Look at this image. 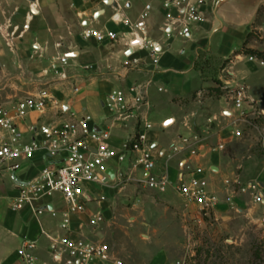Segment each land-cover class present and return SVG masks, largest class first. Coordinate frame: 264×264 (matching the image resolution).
Returning a JSON list of instances; mask_svg holds the SVG:
<instances>
[{"label":"crops","instance_id":"obj_1","mask_svg":"<svg viewBox=\"0 0 264 264\" xmlns=\"http://www.w3.org/2000/svg\"><path fill=\"white\" fill-rule=\"evenodd\" d=\"M161 2L162 0H54L50 11L58 24L50 27L51 31L56 32H51L54 35L51 40H55L51 53L58 61H63L59 68L56 67L54 74L58 78H65L55 85L50 98L53 102L49 103L46 112L42 115L32 113L20 126L29 141L35 134L30 128L40 130L43 126H58L62 123V118L71 111L89 113L101 128L111 130V145L121 149L124 142L136 133L138 124L135 119L122 122L112 116L106 106V97L114 89L127 90L133 85L141 84L145 87L147 100L142 113L154 124L149 141L158 158V170H166L175 183L181 171V160L186 159L193 166L204 170V177L224 200L226 193L221 195L223 188L227 192L224 179L235 175L232 171L236 166L229 150L216 149L220 143H225L229 149L236 141L232 133L235 108L229 92L238 86H244L248 95L264 109V96L254 93L248 81L249 72L246 75V71L239 67L244 63L261 65L250 60L252 55L240 53L236 58L233 57L243 48L251 32L259 34L263 41L250 40L246 49L264 54V12L261 23L257 24L260 19L259 9L264 2L250 15L243 14L235 4L224 6L218 13L223 25L217 30L219 24L213 12L215 0H211L207 20L188 38L165 36ZM39 8L41 10L39 9L38 14L41 15L42 8ZM145 12L149 15L145 19L144 28L149 32V37L164 44L165 51L157 66L147 63L141 68H135L130 66L128 56L132 36L128 34L129 28L119 20L128 19L137 23ZM66 15L73 17L74 21H80V28H77L78 24H63ZM42 24H47V21ZM86 27L118 33L119 41L101 43L94 38L87 39L83 36ZM40 29H43L42 25ZM74 29L81 33L75 39L71 35ZM219 31L224 32V38L214 48V39ZM60 46H67V50L60 49ZM139 55L145 56V52L142 51ZM210 57L214 61L212 66L207 64L212 59ZM228 60L231 61L219 72L218 66ZM223 89L228 91L224 92ZM213 91L215 95L209 96L208 93ZM195 133L203 138L199 156L183 152L170 161L166 159L165 154L181 136ZM49 162L44 152L39 151L33 158L21 160L17 170L10 169L8 165L0 168V264H22L18 250L26 239L37 244L35 255L38 264H60L51 254L49 236L64 235L59 227L60 218L53 215L54 211L60 213L64 209L62 198L57 196L41 201L39 206L44 210L42 215L36 214L29 207L22 210L12 208L19 193V185L38 177ZM111 167L116 172L115 180L107 187L95 189L97 195L106 197L105 201L99 203L104 202V209L100 211L105 216L117 199H122V193L126 194L128 187L137 190L142 185L147 188L141 181L143 171H132L129 161L122 164L112 161ZM231 173L234 175H229ZM170 188L176 189L174 185L168 190ZM89 213L94 212L89 209ZM80 219L87 221L88 216L74 219V235L90 230L87 226L83 231L79 228ZM93 238L101 241V233L93 231Z\"/></svg>","mask_w":264,"mask_h":264},{"label":"built area","instance_id":"obj_2","mask_svg":"<svg viewBox=\"0 0 264 264\" xmlns=\"http://www.w3.org/2000/svg\"><path fill=\"white\" fill-rule=\"evenodd\" d=\"M210 1L162 0V29L165 36L191 37L207 20ZM148 15V12L143 13L137 23L128 19L119 20L129 28L128 34L132 36L128 56L130 66L135 68H141L147 63L157 66L165 51L164 44L149 37V32L144 28ZM84 37L94 38L101 43L119 41L118 33L102 32L93 27H86ZM142 51L145 56L139 55ZM249 58L264 66V58ZM229 93L235 108L232 133L234 137L242 138L244 128L253 124L252 116L264 117V109L248 95L244 86H238ZM50 100L48 94L40 93L21 99L12 107L0 103V168L8 165L10 169L17 170L21 160L33 158L39 151H43L50 160L38 177L19 185V193L12 208L22 210L29 207L36 214L42 215L44 210L39 206L41 201L57 196L62 198L64 209L60 213L54 211L53 215L60 218L59 227L64 235L49 236L50 251L57 263L125 264L106 243L93 238V231L105 222V214L100 210L89 213L90 204L106 200L105 196L97 195L95 189L107 187L113 181L107 173L108 169H113L112 161L119 164L129 161L132 171L142 170L141 181L151 190L165 192L174 185L186 202L195 205L202 214L210 215L223 202L210 181L204 177V170L193 166L186 159L181 160V171L175 183L166 170H158V158L149 141L154 124L142 113L143 106L147 105L143 85L136 84L127 90L114 89L106 97V106L112 116L122 122L135 119L138 124L136 133L124 142L121 149L111 145L110 129L101 128L91 114L77 111L69 112L58 126H43L40 130L30 128L35 134L31 140H26L21 122H25L34 112L44 114ZM201 143L203 138L198 133L181 136L165 154L166 159L170 161L183 152L199 156L202 152ZM216 149L225 151L227 146L220 143ZM224 186L227 190L224 201L231 205L239 195L249 196L254 203L264 201L263 187L255 180L243 181L234 175L224 179ZM85 215L88 219H80L79 228L83 231L87 226L89 232L74 235V219ZM36 248V242L24 240L18 250L22 264H38ZM175 264L185 263L178 261Z\"/></svg>","mask_w":264,"mask_h":264},{"label":"rangeland","instance_id":"obj_3","mask_svg":"<svg viewBox=\"0 0 264 264\" xmlns=\"http://www.w3.org/2000/svg\"><path fill=\"white\" fill-rule=\"evenodd\" d=\"M53 1L0 0V103L6 106H15L21 99L40 93L51 98L55 85L64 81L65 77L55 75L63 61L51 53L55 42L51 32H56L50 27L58 24L50 11ZM33 7L38 11L41 7L42 14L34 13ZM259 10L257 24L261 23L264 4ZM64 18L63 24H78L80 28V21L67 15ZM45 20L47 24H42ZM72 32L74 39L81 36L80 30ZM223 38L224 32L219 31L214 48ZM250 40L263 41L254 32ZM59 48L67 50V46ZM210 58L207 64L212 66L213 57ZM229 61L218 66L219 72ZM239 67L246 75L249 72L254 93L264 96V67L256 63ZM252 122L244 128L243 137L236 138L226 150L236 165L232 172L243 181L259 182L264 194V117L252 116ZM225 193L223 188L221 195ZM223 202L205 215L174 188L157 192L142 185L137 190L128 187L97 231L101 241L125 264H264V201L254 203L249 196L239 195L233 205ZM103 207L104 202L89 205L92 212Z\"/></svg>","mask_w":264,"mask_h":264},{"label":"water","instance_id":"obj_4","mask_svg":"<svg viewBox=\"0 0 264 264\" xmlns=\"http://www.w3.org/2000/svg\"><path fill=\"white\" fill-rule=\"evenodd\" d=\"M263 2L264 0H215L213 12L219 24L217 30L223 25L218 13L224 6L228 4H235L236 6H238L241 12H243V14L250 15L251 13L255 12ZM107 173L110 175L112 180L115 179L116 173L113 169H108Z\"/></svg>","mask_w":264,"mask_h":264},{"label":"trees","instance_id":"obj_5","mask_svg":"<svg viewBox=\"0 0 264 264\" xmlns=\"http://www.w3.org/2000/svg\"><path fill=\"white\" fill-rule=\"evenodd\" d=\"M252 32L249 33L248 35V39L245 41L243 48L241 50H239L238 52L235 53V55H239L240 53L242 54H246V55H252L255 56L257 58H264V54L261 52H257L255 50L252 49H246V45L250 42V38H251Z\"/></svg>","mask_w":264,"mask_h":264},{"label":"bare ground","instance_id":"obj_6","mask_svg":"<svg viewBox=\"0 0 264 264\" xmlns=\"http://www.w3.org/2000/svg\"><path fill=\"white\" fill-rule=\"evenodd\" d=\"M32 10H33V12L36 13V14L39 12L38 9H37L36 7H33Z\"/></svg>","mask_w":264,"mask_h":264}]
</instances>
